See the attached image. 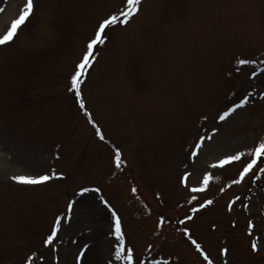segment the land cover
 <instances>
[{
    "label": "rangeland",
    "instance_id": "1",
    "mask_svg": "<svg viewBox=\"0 0 264 264\" xmlns=\"http://www.w3.org/2000/svg\"><path fill=\"white\" fill-rule=\"evenodd\" d=\"M34 4L16 39L0 46V264H124L113 259L114 222L101 197L142 264H206L185 228L214 264H264V178L228 188L244 162L211 167L264 139V0H141L128 24L106 30L84 70L85 109L71 78L98 25L127 0ZM25 5L0 0V36ZM52 169L64 178L12 179ZM209 172L207 189L192 193ZM84 187L101 191L81 196ZM206 200L213 204L193 214ZM71 201L70 219L45 244Z\"/></svg>",
    "mask_w": 264,
    "mask_h": 264
},
{
    "label": "snow or ice",
    "instance_id": "2",
    "mask_svg": "<svg viewBox=\"0 0 264 264\" xmlns=\"http://www.w3.org/2000/svg\"><path fill=\"white\" fill-rule=\"evenodd\" d=\"M140 4H141V0H127L126 10H122L116 14H112L110 17L105 18L98 25V30L95 34V37L87 45L86 54L83 56L82 61L77 66L76 72L71 78V84L69 90L75 93L81 109H85V102L81 92L82 78L86 75L84 70L86 68L91 67L92 57L95 54V50L97 46L106 43L107 40L106 30H110L111 28L119 24H124V25L128 24L130 19L136 14L138 10L137 6ZM34 9H35L34 0H26V5L22 9V12L19 15V17L11 23V26L6 31V33L0 36V46L7 45L14 41L15 37L18 34V30L28 21L29 17H31L34 14ZM252 63H255V60L253 59L238 60V64L240 66L246 64H252ZM240 70H241L240 68H237V71ZM252 74L256 75L254 70L252 71ZM249 95H251V93H249ZM261 98L264 99V97ZM248 103H249L248 98L247 97L243 98L240 102L235 103L232 107L225 110L223 114L219 116V119L221 121L226 120L227 118L231 117L233 113H236L237 109L244 108V106L247 105ZM84 114L89 118L90 122L93 123V126H95V122L91 120V113L85 110ZM97 133L99 134L101 140L105 139L104 135L100 133L99 128H97ZM203 143H204V138H201L200 142L197 145H195L197 152L203 146ZM195 154L196 153H193V155ZM241 161H243L244 163L238 174V177L233 178L231 180V183L228 184V188H231L233 185H239L244 183L245 178L249 177L250 174L253 175L256 180H260L264 178V139H261L256 145L252 146L248 150L240 151L225 156L224 158L220 159L217 163L212 164L211 167L212 168L218 167L224 169L228 166L234 165ZM115 162L117 168L121 167L122 161H121V152L119 149L115 150ZM191 175L192 173H187L184 175L183 181L185 182V187L188 186L187 181L189 176ZM63 178H64L63 174L57 173L55 169H52L50 171H47L39 175L20 174V175H14L12 177V179L15 182L22 185H42L49 181L59 180ZM211 179H212V174L209 172L203 177L202 186L192 187L190 191L192 193H200L205 191ZM100 191L101 189L98 187L97 188L84 187L81 188L80 195L83 196L84 193H88V192L99 193ZM133 191H135V189H133ZM221 191H223V189ZM192 199L195 200L196 196H193ZM239 199L240 197H236V199L232 201V204H235L236 201H238ZM101 200L111 211L110 219L114 222L113 234L115 236V241H116V245L113 249L114 261H123L124 264H142L141 260H138L136 258L133 249L131 247H127L126 245L125 235L122 230V222L120 216L118 215L116 210L113 209L110 204H108L107 200H104L103 197H101ZM75 203L76 201L69 202L67 212L65 213V215L63 217H57L55 219L53 229L51 231V234L45 240V244L51 245L55 240H57L58 233H61L62 220L67 221L70 219V213L72 212V207L73 204ZM212 204H213V200L202 201L199 203L198 206L196 205L193 206L192 213L195 214L197 212H200L202 209L207 208ZM245 207L247 206L245 205ZM229 210H231V204L229 205ZM193 218H194L193 215H189L187 217V220L190 221ZM179 223H185V220H180ZM161 224H163V221H161ZM184 233L187 236L188 240L191 241L192 245L195 246V249L200 253V255L203 258V261L206 262V264H214V261L210 257L209 253L205 251L201 243H198L197 240L193 238L188 228L184 229ZM61 239H62V234H61ZM73 243L75 242L73 241ZM84 248L86 249L87 245H85ZM252 248L253 250H257V245L253 243ZM223 253L226 256L228 253V249L227 248L223 249ZM83 256H84V251H80L77 260H79ZM29 264H31L30 261ZM85 264H87V261H85ZM108 264H113V260H109ZM225 264H227L226 261Z\"/></svg>",
    "mask_w": 264,
    "mask_h": 264
},
{
    "label": "bare ground",
    "instance_id": "3",
    "mask_svg": "<svg viewBox=\"0 0 264 264\" xmlns=\"http://www.w3.org/2000/svg\"><path fill=\"white\" fill-rule=\"evenodd\" d=\"M16 39V38H15Z\"/></svg>",
    "mask_w": 264,
    "mask_h": 264
}]
</instances>
